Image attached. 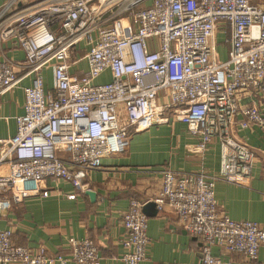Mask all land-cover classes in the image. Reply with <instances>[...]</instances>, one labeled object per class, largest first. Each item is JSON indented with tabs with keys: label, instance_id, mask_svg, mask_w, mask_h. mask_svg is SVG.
<instances>
[{
	"label": "built area",
	"instance_id": "built-area-1",
	"mask_svg": "<svg viewBox=\"0 0 264 264\" xmlns=\"http://www.w3.org/2000/svg\"><path fill=\"white\" fill-rule=\"evenodd\" d=\"M7 43L24 52L23 61L5 56ZM105 73L110 80L97 82ZM27 78L16 134L0 141V217L41 194L48 179L84 191L91 171L129 150L132 134L180 122L199 139V153L219 140V171L164 169L157 210L174 213L201 240V264H222L214 247L258 260L264 229L218 211L215 187L252 175L255 155L236 126L264 132V0H5L0 97ZM144 206L134 199L124 216L125 264L147 257ZM13 237L12 229L0 228V264L102 262L89 238L71 237L65 257L18 246Z\"/></svg>",
	"mask_w": 264,
	"mask_h": 264
},
{
	"label": "crops",
	"instance_id": "crops-1",
	"mask_svg": "<svg viewBox=\"0 0 264 264\" xmlns=\"http://www.w3.org/2000/svg\"><path fill=\"white\" fill-rule=\"evenodd\" d=\"M4 1L0 0V6ZM4 54L14 62L25 58L24 52L12 43L4 45ZM106 80H110L109 73L103 74L97 82ZM45 82L51 86L50 71L45 72ZM29 84L30 79H24L17 88L0 97V141L16 134V118L24 115V88ZM260 108L264 111V97L260 98ZM121 122L125 125L127 121L122 119ZM235 132L255 155L252 175L242 184L217 182L218 211L233 220L257 222L264 229V132L238 126ZM198 143L199 139L180 122L134 133L124 156L107 158L101 169L89 173L84 191H76L69 182L48 179L41 194L20 205H12L0 217V228L14 231L16 245L30 249L43 247L50 256L69 257L71 237L89 238L98 248L101 264H125L120 260L124 253L121 239L130 201L135 199L145 205L153 202L160 190L164 169L217 175L219 140L215 139L205 153L197 151ZM88 191L96 194L94 200ZM75 192L76 199H69L68 196ZM146 215L149 244L147 257L139 264H201V240L185 231L174 213H160L156 207H150ZM213 254L222 264H264V243L256 261L216 247ZM67 264L76 263L69 261Z\"/></svg>",
	"mask_w": 264,
	"mask_h": 264
},
{
	"label": "rangeland",
	"instance_id": "rangeland-1",
	"mask_svg": "<svg viewBox=\"0 0 264 264\" xmlns=\"http://www.w3.org/2000/svg\"><path fill=\"white\" fill-rule=\"evenodd\" d=\"M224 41H225V37L222 36V35H219L218 39H217V42H218V45H219V52L221 53V58L225 57V55H223V53L226 52V49H227V45H226V43ZM125 154H121L120 156H124Z\"/></svg>",
	"mask_w": 264,
	"mask_h": 264
},
{
	"label": "water",
	"instance_id": "water-1",
	"mask_svg": "<svg viewBox=\"0 0 264 264\" xmlns=\"http://www.w3.org/2000/svg\"><path fill=\"white\" fill-rule=\"evenodd\" d=\"M87 194L90 195V197H91L92 200H94L95 197H96V194H95L93 191H88ZM150 207H156L155 203H154V202H151V203H149L148 205H145V206H144L143 211H144L145 214H146L147 210H148Z\"/></svg>",
	"mask_w": 264,
	"mask_h": 264
}]
</instances>
